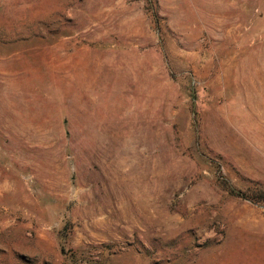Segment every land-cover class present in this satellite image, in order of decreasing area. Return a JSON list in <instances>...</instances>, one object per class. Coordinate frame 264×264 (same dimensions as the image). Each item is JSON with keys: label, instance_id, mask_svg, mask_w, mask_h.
Returning a JSON list of instances; mask_svg holds the SVG:
<instances>
[{"label": "rangeland", "instance_id": "374dc122", "mask_svg": "<svg viewBox=\"0 0 264 264\" xmlns=\"http://www.w3.org/2000/svg\"><path fill=\"white\" fill-rule=\"evenodd\" d=\"M0 264H264V0H0Z\"/></svg>", "mask_w": 264, "mask_h": 264}, {"label": "trees", "instance_id": "16d2710c", "mask_svg": "<svg viewBox=\"0 0 264 264\" xmlns=\"http://www.w3.org/2000/svg\"><path fill=\"white\" fill-rule=\"evenodd\" d=\"M232 191H233V192H237V191H235L233 188H232ZM238 193H240V192H238ZM242 195H244V194H242Z\"/></svg>", "mask_w": 264, "mask_h": 264}]
</instances>
